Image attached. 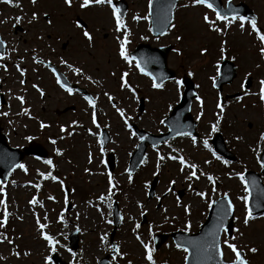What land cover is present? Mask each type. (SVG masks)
Segmentation results:
<instances>
[{"label": "rangeland", "instance_id": "374dc122", "mask_svg": "<svg viewBox=\"0 0 264 264\" xmlns=\"http://www.w3.org/2000/svg\"><path fill=\"white\" fill-rule=\"evenodd\" d=\"M125 1L128 3L124 19L130 30V43L126 46L129 54L141 42L152 46L173 45V48H179L182 52V55L178 56L171 50L168 56L169 67L176 71L174 79H181V76L189 71L193 73L191 77L203 101L202 105L197 100L193 103L194 116L200 115L198 120L200 134L197 137V144L193 146L191 138L186 136L173 139L168 144L172 148L182 150L180 154L191 163L197 164L199 170L215 177L216 190L212 191L213 182H209L205 176H201L199 180L186 181L185 176L189 170L185 169L181 172L178 161L167 158L162 162L158 161L157 151L161 154L171 152L166 144L147 150L145 163L129 182V173L126 169L139 139L136 135L130 134L122 117L113 107V103L123 108L127 117H131L129 124L137 123L148 131L158 133L165 131L166 127L160 123V120L164 119L179 101L183 85L179 93L173 84L174 79L167 81L162 89H153L151 78L122 60L118 54L116 39L122 33L114 31V21L106 5H90L82 9L79 7L82 0H72L71 7L66 6L64 0H36L35 4L31 3V0H13L12 4H6L0 0V21H4L0 23V33L10 44L0 64L4 65L5 60L11 61L20 54L22 61L18 65L24 70L23 77L28 73L33 76V79L28 78L26 84H20L23 77L17 68H12L10 71L6 67H0V91L6 94L9 92V96L6 95L9 100L10 96L13 97L9 106L5 108L0 106V112L8 113L7 116H0V123L6 127L5 131L11 145L21 146L28 143L30 140L25 139L26 137L42 142L48 148L50 152L48 159H51L54 165L50 167L44 162L48 159L28 157L22 163L26 166V172L18 168L6 184L0 183V186L4 188V192L0 193V199L5 200L9 213L5 227L0 228V233L13 241L12 244L6 241L0 242V257H4L0 259V264H44V257L54 254L49 251L46 241L42 238L41 230L36 223L37 218L42 224H47L44 232L60 240L61 246L57 247L56 253L60 255L64 264L85 262L97 264L101 257L111 251L109 237L113 223L109 224L106 221L112 220V214L109 215V212L112 213L114 201H117L123 214V223L115 237L123 258H118L115 264H127L128 261H131V264H147L144 259V249L135 239L136 234H139L145 242L150 241L154 247L155 234L183 230L188 221L191 227L187 232H196L206 219L209 211L208 202L223 193H228L234 204L235 228L243 232L242 237H237L236 243L256 247L258 251L255 254L248 253L247 248L244 249L245 254L250 264H264V217L251 220L247 227L243 225L244 203L237 197L244 195V191L239 179L235 176L236 172L245 171L247 168L260 170L257 156H260L262 143L259 145V152H253V149L258 147V134L264 130V103L259 101L257 95L245 96L240 87L241 83L245 82L246 74L250 73L247 79H250L251 85L246 90L256 93L258 81L264 78V60L260 58L258 52L260 45L255 33L251 32L247 23L241 31L238 22H234L223 34L211 32L204 24L202 16L207 13L214 18V14L203 6H196L177 8L174 21L176 28L157 39L149 31V21L132 19L134 15L143 16L148 13V0ZM233 1L248 4L258 15V27L264 32V0ZM186 2L187 0H183L180 4ZM17 3L19 6H15ZM33 12L38 14V20L29 23ZM44 13L50 15L48 20H51V24L45 19ZM17 16L21 17L19 24L14 19ZM77 16L87 23L86 30L93 36L91 45L83 37L82 29L76 27ZM16 24L24 28L22 32L14 31ZM220 26L223 28V24ZM177 35L182 36L183 39L177 41L175 39ZM18 37L21 38H19L20 41H17ZM38 37L41 38L38 39ZM141 37H147V39H141ZM24 39H27V42ZM222 40L227 42L225 58L232 59L235 56V60H232L237 66V76L230 85L224 87L223 94L235 92L243 94L240 96L242 99H230L223 104L224 112L220 113V110L216 108L219 101L218 90L213 87L211 78H217L216 61L219 59V47ZM64 44L66 45L64 50L66 55H70V60L79 66L87 67L94 75L95 107L88 105V110L78 112L76 125H73L71 120L76 117L75 115L57 118L54 114H49V122L43 121L49 127L41 129V121L26 117V114L21 112L24 104L21 105L15 97L21 96L25 87L32 88L33 82L39 83V79L33 72L36 66L31 60L32 53L38 50L45 54L51 52L53 55L63 50ZM201 47L208 48L205 55H200ZM123 72L129 73L126 79L136 90L135 97L127 89L120 87V77ZM14 75L18 82L10 83V77ZM31 90L36 96L35 100L38 99L39 95L35 92V88ZM105 92L114 97L112 102L104 95ZM52 94L56 93L52 91ZM140 97L145 98V108L139 115ZM30 99L32 100V97ZM55 99L56 95L50 101ZM41 104V98L33 104L38 115L42 113L39 112ZM93 112H95L99 128L92 123ZM217 115L221 116L218 131L224 134L226 141L228 140L230 150L237 156L236 162L229 161L225 164L223 161L226 159H223L221 155L216 153L222 158L221 160L213 156L215 151L210 140L215 133L211 132V125L216 121ZM61 126H64L65 132L60 131ZM104 128L111 137L105 147L98 143ZM88 129L96 135L89 134ZM132 131H134L133 127ZM237 136L241 139L237 140ZM204 139L208 140V148L203 145ZM52 140L56 143H51ZM101 147L104 149L103 153ZM56 149L60 150L61 155H56ZM109 152L115 155L116 166L112 172L106 161ZM89 155L91 162H89ZM205 160L210 163L205 164ZM158 163L159 168H157ZM85 169L89 171L86 172ZM48 172L56 176L57 180L41 177L40 173ZM108 173H111L116 184L110 200L107 198L109 195ZM197 174L199 175V171ZM156 175L159 176L156 194L153 198H148L149 185ZM171 180H175L176 183L170 185ZM189 183L192 184V189H189ZM36 184H40L42 191H38ZM66 186L71 187L68 194ZM169 187L171 191H167ZM198 191H204L206 197L201 199L195 195ZM179 192L183 193L181 197ZM102 195L105 197L103 201L98 199ZM158 195L161 196L159 201L156 200ZM34 196L37 203L30 205L29 201ZM177 198L182 205H190V214L186 215L183 207L177 206ZM68 202L71 204L70 209H67ZM137 202L146 210L144 216L147 221L145 222L140 215L142 209ZM164 209H167L166 213ZM3 211L4 206H0V218L3 217ZM61 214H63V223L60 222ZM164 215H168L170 219L165 221ZM135 222L140 223L141 227L134 231ZM150 226L151 238L148 231ZM77 227L80 229V248L72 250L68 236ZM105 234L106 243L102 244L100 237ZM15 252H19L20 255H14ZM26 252L29 255H25ZM223 252L227 260L233 258V254L226 247L223 248ZM185 255L186 253L177 249L174 241L169 239L156 249L154 259L156 264H183ZM52 264L55 263L52 261ZM110 264L114 262L111 260Z\"/></svg>", "mask_w": 264, "mask_h": 264}, {"label": "snow or ice", "instance_id": "6c2138e0", "mask_svg": "<svg viewBox=\"0 0 264 264\" xmlns=\"http://www.w3.org/2000/svg\"><path fill=\"white\" fill-rule=\"evenodd\" d=\"M4 3L6 4H12L13 0H3ZM31 3L35 4L36 0H31ZM64 4L68 7H71L72 5V0H64ZM90 5H95V6H100V5H106L111 12V16L114 21V31L116 33H122L121 36H117V41H118V54L122 58L123 61H125L130 67L134 66L139 72L146 76H151L152 78V83L151 87L153 89H162L164 88V82L165 80L169 79L167 76H164L163 74L160 75L159 79L157 76L153 75L152 73L146 71V67L148 64L151 63H157V61L154 58L151 57H145L141 56L137 58L136 56H133L129 54L127 50V45L130 43L129 36H130V30L126 24V21L124 19V13L116 3H114V0H82L80 3L79 7L80 8H86L89 7ZM153 5H154V0H148V7L149 11L147 14L140 16V15H134L132 19L134 21H139V20H145V21H150L156 28V38L159 39L162 36H165L168 34L169 31L172 29L176 28V24L174 22V14L173 10L176 8H189V7H196V6H203L214 14V18H211L207 13H205L202 16V20L204 24L207 25L208 30L211 32H215L217 34H223L226 32V30L234 23L238 22L239 28L241 31L244 30L245 24L247 23L250 26L251 32L255 33L257 40L259 41V48L258 52L260 55V58L264 60V32L258 27V22L257 18L255 16L252 17H246L244 15L237 14L235 9H232L230 6L227 7L226 11H220L216 6H214L213 0H187L186 3L180 4L178 3V0H157L155 3V18L154 20H150V17L153 16ZM15 6H19L18 3ZM47 13H44V16H47ZM16 23L19 24L21 17L17 16L14 18ZM38 20V14L36 12L32 13L31 20L29 23L32 21ZM0 23H4V21H0ZM48 23L51 24V20H48ZM223 24V28L220 26ZM77 28L82 29V35L85 37L89 43V45L92 44L93 42V36L92 34L86 30L85 26H83L80 23L76 24ZM149 31H153V28H149ZM41 37H38L40 39ZM141 39H147V37H141ZM177 41H181L183 39L182 36L177 35L175 37ZM226 41L222 40L220 47H219V59L216 61V69H217V76L220 75V62L225 59V52L227 51L226 49ZM6 42L3 39H0V48H5ZM12 51H16V49H12ZM173 52H175L178 56L182 55V52L179 48H173ZM200 55H205L208 52L207 47H201L200 48ZM5 58V53L0 52V60H3ZM22 59V58H21ZM233 60H235V56L232 57ZM34 62H41V61H36L34 59ZM133 62L134 65H133ZM61 64H67L66 61L63 59L60 60ZM69 68H72L71 65H67ZM0 67H5L4 65L0 64ZM17 70L20 72V75L23 77L24 76V70L19 67V65H16ZM259 67V65H257ZM6 70V68H5ZM75 73L77 74H82V70L80 68H73L72 69ZM53 72L55 73V69H53ZM129 73L128 72H123L121 74L120 80L121 84L120 87L121 89H127L129 92L133 94V97H135V92L136 90L130 85L126 77H128ZM188 76H192L193 73L189 71L187 73ZM251 74L248 73L245 76V82L241 83L240 87L244 91V95H257L258 99L261 103H264V78L260 79L258 81V92L256 93H251L245 88V84L247 82L248 76ZM86 79H90V77H86ZM213 81V87H216L215 84V79L216 77L211 78ZM56 83L61 87L64 88L67 92L71 93L73 90L71 87H68L66 82H61V78L59 75H56ZM20 84H24V80H20ZM173 84L175 85V88L177 90V93H179V89L182 87L183 81L182 79H174ZM33 88H35L41 96L44 95L43 91L38 88L37 85L33 84ZM105 96H107L108 100L112 102L114 100V97L109 95L107 92L104 93ZM21 105L25 103V98L24 96H16L15 97ZM84 99L87 101V103L92 106L93 108L95 107V101L93 100L92 97L90 96H85ZM195 99L200 102L202 105L203 101L201 100V97L197 95ZM242 99V97H237V100ZM113 107L115 110L120 114V116L123 119V122L125 126L129 129V132L132 136H135L136 133L132 131V125L129 124V120L131 117H127L125 114V110L121 107H118L115 103H113ZM171 107V106H169ZM216 108L220 110V113L224 112V106L218 101L216 104ZM28 109L27 108H22L21 112L23 114H28ZM20 113H18L19 115ZM7 112H0V116H7ZM197 120L200 119V115H197L196 117ZM221 116L217 115L216 121L211 125V132L215 133L219 130V124H220ZM92 123L96 125L97 128H99V125L97 124L96 120V115L95 112L92 113ZM161 124L165 123V120H160ZM73 125H76L77 122L73 121ZM41 129L49 127V125L41 122L40 124ZM183 126L180 124L179 120L174 121L173 126L170 128V131H175L177 136H186L191 138V142L193 146H196L197 144V137L192 134L191 131L187 130H181ZM61 132H65L64 126H61L60 128ZM89 134L91 135H96V133H93L91 129L87 130ZM71 135V133H68ZM25 139L31 140L32 137H26ZM139 139L141 141L145 140L144 136H140ZM237 140L241 139V137L237 136ZM51 143L55 144L56 141L52 140ZM98 143L103 144V140L98 141ZM164 144L168 145V147L171 149L170 153L167 154H161L159 151H157V157L158 161H164L166 158L174 161H178L180 164V171L184 172L185 169H188V174L185 176L186 181H193V180H199L201 176H205L206 179L209 182H213V188L212 191L215 192V177H213L210 174H207L201 170H199V166L195 163H191L190 161L186 160V158L180 154V151L176 148H172L170 144H168V141H163ZM261 143H264V130L260 131L258 134V140L257 144L258 147L253 149V152H259V145ZM203 145L205 148H208V140L204 139L203 140ZM104 149L101 147V152L103 153ZM56 155H61V152L59 149H56ZM213 156H215V159L221 160V157L216 155L215 152H213ZM47 165L50 167H54L53 162L51 159H48L44 161ZM89 162H91V156L89 155ZM103 163V161H102ZM141 164L145 163V160L140 161ZM205 164L210 163L209 161L205 160ZM223 163L228 164L229 161L224 160ZM257 163L260 166L261 169H264V158H261L260 156H257ZM159 163L157 164V168H159ZM15 168H19L24 170L25 172L27 171L26 166L24 164H15L13 165ZM86 172L89 171V169H85ZM126 171H128L126 169ZM199 171V175L197 174ZM156 173H154L155 175ZM41 177L48 179L51 178L53 181L57 180V177L52 175L51 172H48L47 174L45 173H40ZM235 176L239 179L241 185L243 186V191L244 195L237 197V199L242 200L244 203V208H245V214L243 217V225L247 227L249 225V222L256 217L253 214V208L250 207V197L252 196V191L256 190L258 194V199L257 203L255 205L256 208H261L264 207V188H261L259 185L258 180L253 177L251 178V182H249V179L245 175V171H240L236 172ZM129 182L132 181V176L131 173H129L128 176ZM14 183V182H13ZM170 185H174L176 183L175 180H171ZM108 199H111V194L112 190L116 187V184L114 183L113 177L111 173H108ZM61 186L63 187V182L61 181ZM36 188H40V184L35 185ZM189 189H192V184L189 183L188 185ZM171 187L167 191H171ZM4 192V188L0 186V193ZM195 195L199 196L201 199H204L206 197V193L204 191H198L195 192ZM49 199H53V197H49ZM98 199L103 201L105 197L102 195ZM161 199V196H156V200L159 201ZM226 202V205H225ZM37 203V199L34 196L32 200L29 201L30 205H35ZM138 206L142 209L140 212L141 216H144L146 213V210H144V206L140 204L139 202ZM177 206L178 207H183V210L186 215L190 214V205L188 204H181V201L179 198H177ZM216 207V217H215V223L211 229H209L208 232H206L199 240H188L185 243L189 246H191L194 250L192 255L195 257L196 264H250V261L248 260L244 249L247 248L248 253H253L255 254L258 249L256 247H248L246 245H238L236 243L237 237H242L243 232L240 231L239 228H234L231 226V223L226 224L225 222L228 220V218L231 216L233 219H236L234 216V205L229 199L228 193H223L220 196L219 200L212 199L208 202V207L212 208L213 206ZM0 206H4V211H3V217L0 218V228H4L5 224L7 222L8 218V211H7V206L5 204L4 199H0ZM42 206V205H41ZM109 208H111V204H109ZM97 210L99 211V207H97ZM164 212H167V209H164ZM112 213L109 212V215ZM262 216H264V212L261 213ZM122 218V217H121ZM18 219H21L18 217ZM45 219L47 217L45 216ZM129 219H133L132 217H129ZM163 219L165 221L169 220L170 217L168 215H164ZM171 219H175V217H171ZM60 222L63 223V214L60 216ZM107 223L111 224L112 220L108 219L106 221ZM37 226L41 230V235L44 241H46V245L51 253H55L57 251V247L61 246L60 245V240L57 239L55 236L48 234L47 232H44L43 230L47 227V224H42L37 218ZM141 227L140 223L135 222L134 223V231L136 229H139ZM191 227L190 221L186 222L184 225V231L187 232L189 231ZM76 231L79 232L80 229L79 227L76 228ZM149 236L151 238L152 236V229L151 226L149 227ZM232 233H236V235H233ZM62 235V233H61ZM135 239L140 243V245L144 249V259L147 261V264H156V261L154 259V252L156 249L151 245L150 241L145 242L143 239H141L139 234H136ZM7 242L8 244H12L13 241L9 239L7 236L3 235V233H0V242ZM100 242L102 244L106 243V234L102 235L100 237ZM175 247L179 250H182L184 253H189V247H185L181 243H176ZM226 247L230 252L233 254V258L230 260H225L224 259V252L223 248ZM111 251L114 253L112 255V261L115 262L117 261L118 258L122 259L123 258V253L120 252L119 246L116 244H111L110 245ZM16 256H19V252L13 253ZM25 255H29V253H25ZM75 255V254H73ZM0 259H4V257H0ZM184 261L185 264H189V256L185 255L184 256ZM53 257L51 255L45 256L44 257V264H52ZM127 264H131V261H128Z\"/></svg>", "mask_w": 264, "mask_h": 264}, {"label": "water", "instance_id": "95a60500", "mask_svg": "<svg viewBox=\"0 0 264 264\" xmlns=\"http://www.w3.org/2000/svg\"><path fill=\"white\" fill-rule=\"evenodd\" d=\"M156 2L157 0H154L152 20H154L155 18L154 14H155ZM213 2H214V6H216L218 10L220 11L227 10V9H222L221 0H213ZM117 4L119 7H121L123 13H125L127 9V4L125 3V1L120 0L118 1ZM229 6L232 9H235L237 14L244 15L246 17L255 16L253 11L244 3H241L239 5H229ZM174 11L175 9L173 10V14ZM80 23L85 25L82 21H80ZM152 28H153L152 32L156 36V28L154 27L153 24H152ZM171 48L172 46L152 47L150 44L141 43L138 45L135 51L132 52V55L136 56L137 58L141 56L154 58L157 61V63L148 64L146 67V71L157 76L158 79L161 74L167 76L170 79L175 76V72L172 69H170L167 65V58ZM4 50L5 48H0V52H4ZM236 74H237L236 67L234 63L230 60H224L222 62L219 78L215 81L216 87L219 88L220 91H222L223 85L226 83H231L233 79L236 77ZM183 82L185 83L186 89L182 97V100L173 109L172 113L165 119V124L168 125L169 127L168 132L161 134H153L144 129H139L137 126H135L138 135L144 136L145 140L139 143L136 151L132 155L129 165L130 173H134L140 167L141 165L140 161L145 159V154L148 145L156 146L171 137L177 136L175 131H170V128L173 126L174 121L179 120L180 124L183 126L181 130L191 131L193 134H196L195 131H196L197 123L196 121H194L193 115L191 113V106L193 99L198 94L196 93L194 82L190 78L184 77ZM249 85L250 83L248 84V86ZM141 110H143V100L141 104ZM106 140L103 139V143H105ZM213 143L215 144L219 152L230 158H233L232 155L228 153V151L226 150L222 135L220 133H218L215 136V138L213 139ZM26 155H37L40 157H47L48 152L43 146L38 144H30L29 146L23 147L22 149L10 147L6 142V137L2 135L0 137V181L2 182L6 181L10 173L15 169L13 165L19 164L25 158ZM261 158H264V150ZM109 161H110V169L113 170L115 164H114V157L112 155H110ZM262 173H264V169H262ZM246 177L249 179V182H251V178L255 177L258 180L260 187L264 188V183L262 182L261 174L254 171H248L246 173ZM156 184H157V179H155L151 184L149 197H152L154 195ZM257 199H258L257 191L253 190L252 196L250 197V207L253 208V213H262L264 212V207L261 208L255 207L257 203ZM216 207L217 206L214 205L211 208L206 222L202 225V227L197 233L188 234L185 232L178 231L172 234V237L174 238L176 243H181L185 247H189V253H188L189 264H196L195 257L194 255H192L194 250L191 246L187 245L185 242L188 240H199L206 232L209 231V229L213 227L216 217ZM114 216H115L114 219L115 227L111 235L112 244H114L113 238L116 228L120 225L122 220L121 213L117 206H115ZM225 223L226 224L231 223V226L233 227V218L230 216ZM167 237L168 235L165 234L157 235L155 238L156 246L159 247L167 239ZM78 241H79L78 232L74 231L70 235V245L73 249L78 248ZM113 254H114L113 252L107 254L104 258H102L99 261V264H108L110 256ZM53 258L57 264H62L61 259L58 257V255H55Z\"/></svg>", "mask_w": 264, "mask_h": 264}, {"label": "flooded vegetation", "instance_id": "af4514ba", "mask_svg": "<svg viewBox=\"0 0 264 264\" xmlns=\"http://www.w3.org/2000/svg\"><path fill=\"white\" fill-rule=\"evenodd\" d=\"M17 26L18 25H15V28H17ZM19 38L20 37L17 38V41H20L21 38ZM24 41L27 42V39H24ZM9 45L10 44L8 42L7 46ZM21 58V55L17 54V57L15 59L11 61L5 60L4 66L9 70L12 68H17L16 65H18V63L22 61ZM34 59L36 61L41 62H34ZM61 59L66 61L67 64H61ZM31 60L36 66V69L33 70L34 75L39 79V83L33 82V84L37 85L38 88L43 91L44 95L41 96V94L35 89V92H37L39 98H41L42 100V104L40 105L39 109V112L42 113L38 115V111L34 109L33 104L37 102L39 98L35 100L36 96L31 90L33 87H25L24 91L21 92L22 96L27 97L25 99V108L29 110L28 116L30 117V119H37L39 121H49V114H54L57 118H65L68 116L75 115L76 117L71 118V120L77 121L79 117L78 112L81 113L84 110H88L89 104L84 99V97L90 96L95 101L94 75L90 73L87 67L84 68L82 66L77 65L75 62H72L70 60V55H66V50L64 49L53 55L51 52L45 54L43 53V51H34V53H32L31 55ZM49 63L54 64L55 73L53 72L54 68H51L49 66ZM67 65H71L72 68H69ZM73 68H80L82 70V74L75 73L72 70ZM10 74H12V72H10ZM56 75L60 76L61 82H66L67 86L72 88L73 91L71 93L67 92L64 88H61L56 83ZM86 77H90V79H86ZM28 78L33 79V76L28 73L27 76L23 77L24 84H26ZM16 82H18V80L15 75L13 77H10V83ZM52 91L56 94H52ZM7 95L9 96V92H7ZM55 95L56 99L54 101H50V99ZM31 97L32 100L30 99ZM12 98L13 97L10 96V100ZM10 100L8 99V105H10ZM2 124L3 123H1V125Z\"/></svg>", "mask_w": 264, "mask_h": 264}]
</instances>
